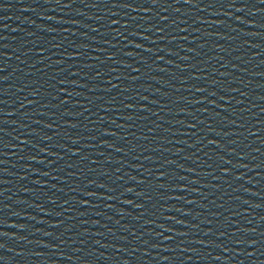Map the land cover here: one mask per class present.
I'll list each match as a JSON object with an SVG mask.
<instances>
[{
  "label": "water",
  "instance_id": "obj_1",
  "mask_svg": "<svg viewBox=\"0 0 264 264\" xmlns=\"http://www.w3.org/2000/svg\"><path fill=\"white\" fill-rule=\"evenodd\" d=\"M193 2L0 0V264H264V4Z\"/></svg>",
  "mask_w": 264,
  "mask_h": 264
},
{
  "label": "snow or ice",
  "instance_id": "obj_2",
  "mask_svg": "<svg viewBox=\"0 0 264 264\" xmlns=\"http://www.w3.org/2000/svg\"><path fill=\"white\" fill-rule=\"evenodd\" d=\"M60 2V0H57V3H59ZM110 2V0H104V3L105 4H108ZM145 2H147V0H145ZM175 2L176 3H185V4H192L194 7L195 6H198V5H196V4H194V2H193V0H175ZM259 2L261 3V4H264V0H259ZM151 3L153 4V6H155V5H157V4H159L160 3V0H151ZM94 7L96 6V5H93ZM172 5H168V7H171ZM213 5H209V7H212ZM64 7H71V4L69 3V4H65L64 5ZM111 7L112 8H129V9H131L132 11H140L141 9L140 8H134L132 5H130V4H127V3H119V2H111ZM243 9H238V11H242ZM144 11H147V9H144ZM111 15L112 16H116V15H118V13H116V12H112L111 13ZM132 19L134 20V19H136V17H132ZM165 19H167L166 17H165ZM115 24H120V21L119 20H110L109 21V27H111V25H115ZM131 25H129V24H124V25H122V27H124L125 29H128L129 27H130ZM152 29L151 28H149V29H147V31H151ZM92 31H99V29H97V28H93L92 29ZM161 32L163 31L162 29L160 30ZM182 31H187V29H182ZM131 35H135V33H130ZM120 35V33L119 32H117L116 33V36L118 37ZM141 39H149L147 36H142L141 37ZM186 39V38H185ZM110 43V42H109ZM153 43H155V41H153ZM110 46L111 47H115V45H111L110 44ZM135 48H142V45L141 44H139V43H137V44H135V45H133ZM144 51H148V52H151L152 51V49H144ZM161 51H163V49H161ZM191 51V50H190ZM171 54V53H170ZM125 55H128V56H131L132 55V53L131 52H127V53H125ZM68 59H79V56L77 55V56H72V55H69L68 57H67ZM94 59H96V60H98L99 61V57H95ZM108 61H113V62H118V61H116L115 60V57H114V55H111V54H108L107 56H106V59L104 60V61H100V63H107ZM141 63L143 64V63H147V61H145V60H141ZM87 66V65H86ZM124 67H128V68H132V70L133 71H135V72H140V68H133V66L131 65V64H126V65H124ZM0 71H3V69H0ZM110 72H116V69H110L109 70ZM70 75H79V73H70ZM97 78H99V72H98V75H97ZM115 79H117V80H119V79H122V77L120 76V75H117V76H115L114 77ZM123 79H127V77H123ZM133 79H136V78H133ZM60 83H62V84H67V83H69L68 81H60ZM73 84H75V82H72ZM105 83L107 84V85H111V87H109V88H105V89H102L103 91H107V92H111L112 91V89L113 88H119L120 87V85L119 84H113L112 83V79L111 78H109V79H107L106 81H105ZM77 87H84L85 85H76ZM96 89H92V91H95ZM121 91H127V88H124V89H121ZM198 91H204V89H198ZM31 94V93H30ZM66 95L67 96H69V97H72V96H74V95H82V93H77V92H66ZM212 95H215V93H212ZM54 99H56V97H54ZM86 99H88V101H89V103H94V101L91 99V98H86ZM100 99H102V98H100ZM113 99H115V97H113ZM146 99V98H145ZM221 99H223V97H221ZM69 100H61L60 101V104H69ZM0 103H2V101H0ZM201 103H203V101H201ZM79 107H82V108H84V111L83 112H79V113H75L74 115H77V116H83L84 115V112H91L92 111V109L91 108H89V107H86L85 105H83V104H80V105H78ZM57 107H59V105H57ZM125 107H128V108H132L133 106L132 105H125ZM102 110H104V111H107V109H102ZM146 109H141V111H145ZM226 110V109H225ZM114 111H119L118 109H114ZM0 114H2V113H0ZM64 115H72V113H70V112H65V113H63ZM124 119H132V117L131 116H128V117H123ZM100 119L101 120H104V117H100ZM5 123L7 122V121H4ZM180 123H183V121H181ZM199 123H203V121H199ZM45 127H51V125H45ZM69 127H72V128H75V127H77V125L76 124H70L69 125ZM188 127H191V128H195V125H189ZM0 131H2V129H0ZM104 135H115V133H108V132H105L104 133ZM49 139H51L50 137H49ZM73 143H79V141H77V140H73L72 141ZM21 143L22 144H28L29 142L27 141V140H22L21 141ZM209 143H211V144H215L216 142L215 141H209ZM192 145H190V147H191ZM5 147H7V145H5ZM117 151H122L121 149H116ZM40 151H44V149H40ZM72 155L73 156H80L81 155V153H80V151H73L72 152ZM32 159L35 161V162H37V163H44V161L43 160H37L35 157H32ZM61 159H63V157H61ZM83 159H88V157H83ZM147 159H151V157H148ZM0 163H2V162H0ZM93 163H96L95 161H93ZM149 171H151V170H149ZM157 172H160V170L159 169H157ZM0 174H4L3 173V170H0ZM43 175H48V173H42ZM167 175L168 174H166V173H163V172H160V175H158L157 177H156V179H157V181H159V180H161V179H166L167 178ZM225 175H227V173H225ZM179 179H181V180H184V179H186L185 177H178ZM237 179H241V177H237ZM36 183H39V181H36ZM140 183H143V181H140ZM192 183H196V181H192ZM98 187H101V188H103V187H105L103 184H100V185H98ZM153 187H156V188H160V189H164L165 188V184H163V183H157L156 185H154ZM109 191H114V189H108ZM187 189L186 188H180L179 189V191L180 192H184V191H186ZM128 191H133V189H128ZM0 195H2V193H0ZM86 195H88V196H95L96 194L95 193H92V192H88V193H86ZM102 199H113V197H111V196H108V197H101ZM170 199H182V197H179V196H173V197H169ZM126 203H131V201H125ZM188 203H194V201H187ZM82 206L83 207H88L89 205L87 204V201H85V202H83L82 203ZM137 207H142L141 205H137ZM257 207H259V205H257ZM185 215H188V213H185ZM165 219H168V220H171L172 218L171 217H166ZM176 223H183L182 221H179V220H177L176 221ZM158 227H160V228H162L163 229V231L164 232H171L172 231V229H169V228H167V227H164V225H158ZM159 235V234H158ZM175 235H181V236H183V235H187V233H175ZM165 239H167V240H171L172 239V237L171 236H169V237H165ZM238 243H241V242H238ZM255 243V241H253V244ZM251 246V245H250ZM0 247H3V245H0ZM167 250V249H166ZM181 251H184V249H181ZM216 259H219V257H216Z\"/></svg>",
  "mask_w": 264,
  "mask_h": 264
}]
</instances>
